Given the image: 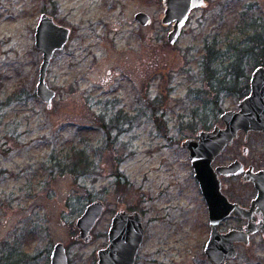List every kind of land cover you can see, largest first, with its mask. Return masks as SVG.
Here are the masks:
<instances>
[{"label":"rangeland","instance_id":"1","mask_svg":"<svg viewBox=\"0 0 264 264\" xmlns=\"http://www.w3.org/2000/svg\"><path fill=\"white\" fill-rule=\"evenodd\" d=\"M204 3L171 45L163 0H0V264H49L55 243L69 264H96L118 210L142 217L138 264H210L181 143L235 109L263 64L264 0ZM42 13L70 29L47 71L49 109L35 95ZM94 200L105 209L85 243L74 223ZM237 257L226 264H264Z\"/></svg>","mask_w":264,"mask_h":264},{"label":"water","instance_id":"2","mask_svg":"<svg viewBox=\"0 0 264 264\" xmlns=\"http://www.w3.org/2000/svg\"><path fill=\"white\" fill-rule=\"evenodd\" d=\"M204 4V0H163L165 9L162 23L173 25L172 30L167 35L169 44L172 45L176 42L190 12L204 6ZM134 19L141 26H147L151 23L150 17L144 12H137ZM69 34L70 29L58 25L51 16L45 13L39 16L35 27L34 45L41 52V63L38 68L35 95L48 109L51 107L56 93L46 83L47 71L54 53L63 49L69 39ZM240 108L239 112L227 111L223 113L221 118L226 127L222 132H217L215 129L210 132L198 131L195 139L182 141L181 147L188 152L194 177L201 186L210 175L212 158L227 143L231 142L232 136L239 128L245 127V129L264 132V67H257L253 70L250 77V93L240 103ZM218 135H221L220 138ZM104 209L105 205L100 200H94L84 208L74 223L78 230L76 240H82L85 243L90 241V231L96 225ZM214 212L212 209L209 210L211 226H214ZM108 235V246L97 251V264H134L144 239L141 215L135 211L121 210L116 212L111 219ZM235 235H238V232L219 235L211 229V234L204 248L207 258L219 264H224L226 259L232 258L235 254L231 243L235 239ZM220 246L224 249L221 254L218 253ZM49 264H69L62 243L53 245Z\"/></svg>","mask_w":264,"mask_h":264},{"label":"flooded vegetation","instance_id":"3","mask_svg":"<svg viewBox=\"0 0 264 264\" xmlns=\"http://www.w3.org/2000/svg\"><path fill=\"white\" fill-rule=\"evenodd\" d=\"M246 51L250 50L247 49ZM259 66H264V62L263 64L256 65L252 69V72ZM252 72L248 78H244L245 82L240 89V94L242 95H239L237 98L236 108L218 112V121L214 126L209 130H200V132H210L213 129L217 132H222L225 129L226 125L221 117L227 111H240V103L250 93V77ZM220 136L218 135V138ZM258 142L260 144L254 146V143ZM186 153L188 157V152L186 151ZM188 162L190 164L189 157ZM210 168V175H208V179H205L204 184L201 186L195 179L191 167L193 188L200 197L201 213L206 218L205 229L207 240L211 234V229L219 235L238 232V235H235V239L231 243L235 254L232 260L238 258V254L241 253L245 257H248L249 251L250 253H264V132L249 128L245 129V127L239 128L235 135L232 136L231 142L227 143L212 158ZM208 197L209 199H207ZM210 209L215 211L213 214L214 226H211ZM109 227L110 224L105 235V245L103 248H106L109 243ZM221 247H218V253L220 254L224 251L223 247ZM204 248L205 244L202 248V259L204 262L219 264L207 258ZM227 262L228 260H225L224 264ZM134 264H138L137 258Z\"/></svg>","mask_w":264,"mask_h":264},{"label":"trees","instance_id":"4","mask_svg":"<svg viewBox=\"0 0 264 264\" xmlns=\"http://www.w3.org/2000/svg\"><path fill=\"white\" fill-rule=\"evenodd\" d=\"M240 69V68H239ZM240 76V75H239ZM243 77V76H242ZM155 120H157L156 118H155ZM85 152L83 151V150H80V151H73V156H74V158L75 159H77V160H82L83 159V157L85 158Z\"/></svg>","mask_w":264,"mask_h":264}]
</instances>
